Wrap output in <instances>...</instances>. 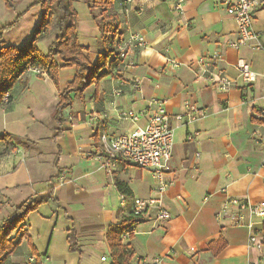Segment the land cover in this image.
Returning a JSON list of instances; mask_svg holds the SVG:
<instances>
[{
  "label": "crops",
  "instance_id": "1",
  "mask_svg": "<svg viewBox=\"0 0 264 264\" xmlns=\"http://www.w3.org/2000/svg\"><path fill=\"white\" fill-rule=\"evenodd\" d=\"M258 1L253 23L257 39L236 50L230 46L238 38L236 21L218 0H186L181 14L174 11L172 0L127 4L117 0L122 40L138 32L150 45L131 50L112 75L86 90L84 98L74 96L73 107L65 113L63 134L56 139L55 107L60 92L74 79L75 68L60 71V90L50 79L33 73L22 78L10 102L0 108V134L24 142L2 154L7 145L0 141V227L17 207L52 187L54 197L25 223L29 236L20 248L29 253L28 262H35L29 241L42 264H87L101 251L111 254L109 227L132 214L134 198H157L172 220L157 222L154 211L141 218L133 237L125 242L132 245L130 264H152L144 262L152 257L160 264H264V246L261 251L248 247L252 233L264 243V222L251 231L216 217L231 198L264 207V124L254 117L257 109L264 108V0ZM97 37L96 59L105 50L98 33ZM212 57H221L212 76L227 75L232 81L227 88L201 70L199 59ZM166 58L177 65L168 64ZM240 60L258 75L255 83L242 80L236 68ZM135 82L140 90L134 89ZM47 92L54 101L48 112L43 106ZM154 98L165 102L175 129L171 171L165 179L169 186L160 194L154 192L157 180L152 173L126 163H119L111 173L105 158H98L100 133L118 136L145 126L146 117L136 124L122 113L146 111ZM189 106L206 116L178 122L176 116L185 114ZM116 181L124 183L131 195L122 193ZM251 219L246 213V222ZM73 227L82 254L70 251L68 232ZM220 238L227 246L213 256L209 245ZM23 258L21 252L15 253L6 264H27ZM108 259L101 257L103 263Z\"/></svg>",
  "mask_w": 264,
  "mask_h": 264
},
{
  "label": "trees",
  "instance_id": "2",
  "mask_svg": "<svg viewBox=\"0 0 264 264\" xmlns=\"http://www.w3.org/2000/svg\"><path fill=\"white\" fill-rule=\"evenodd\" d=\"M8 9H15L13 0H4ZM35 5H40L43 13L41 23L33 30L32 37L23 46L7 45L2 43L0 48V108L7 105L12 97L15 87L22 78L30 71H39V78L45 76L50 79L55 87L60 90V71L65 68H75L74 79L67 84L59 94L58 103L54 111V121L58 133L54 139L62 136V125L65 120V112L74 105V96L84 98L86 90L92 85H97L102 79L112 75L113 69L123 63L120 59L117 46L122 41L121 22L117 10V0H89V8L92 18L100 33V45L105 49L99 53L95 62L91 61L89 48L79 42L77 12L73 7V0H40ZM96 9L101 14L95 13ZM62 14V16L59 15ZM17 23L6 25L0 29V42L4 34L11 30ZM57 34L50 44L47 54H44L39 44ZM113 58L110 62L109 59ZM45 75V76H44ZM255 120V119H254ZM98 138V136H97ZM0 141L5 142L7 147L2 154H8L15 149V145L24 144L23 140L8 133L0 134ZM117 188L125 195L131 192L124 183L116 181ZM53 187L45 194L37 195L29 202L17 207L13 215L5 220L0 227V264H6L8 259L20 248L24 237L29 235L24 232L28 216L37 209L53 200ZM140 218L130 214L122 217L119 225H111L108 229L107 238L111 251V264H130L133 258L131 229L141 223ZM70 251L81 253L78 234L75 227L68 232ZM128 234L129 239H124ZM33 264H42L33 243L29 241ZM227 246L223 238L209 245V251L213 256L219 255ZM82 254V253H81Z\"/></svg>",
  "mask_w": 264,
  "mask_h": 264
},
{
  "label": "built area",
  "instance_id": "3",
  "mask_svg": "<svg viewBox=\"0 0 264 264\" xmlns=\"http://www.w3.org/2000/svg\"><path fill=\"white\" fill-rule=\"evenodd\" d=\"M124 3H131L133 0H123ZM174 11L178 14L183 12V6L186 0H172ZM223 5L229 16L237 24L238 38L230 43L231 48L240 49L251 43L257 36L253 30L254 15L260 7L258 0H218ZM150 43L141 33L133 32L126 40H122L118 46V54L122 61H126L131 50L146 49ZM167 53L170 49H167ZM221 57H212L210 59L201 58L198 63L203 73L208 74L209 78L221 87L227 88L232 81L224 73H219L217 77L213 75V69L216 63L220 62ZM173 65H177L175 60H171ZM242 80L251 85L258 79V75L253 72L249 65L240 60L236 66ZM38 72V71H37ZM212 77V78H211ZM135 90H140V83L133 84ZM120 91V90H119ZM205 112L197 109L195 106H189L183 115L176 116L178 122H194L203 119ZM122 117L133 123H139L142 118H147L145 126H139L133 132H126L118 136L110 135L107 132L100 133L99 146L100 154L98 158L104 159V164L112 173L119 163H126L139 168L140 170L152 173L157 184L154 188L156 193H164L169 186L165 180L171 171V162L174 153L175 129L171 124V115L167 110L164 101L152 99L146 111L135 113L126 111ZM254 117L261 124H264V108L257 109ZM72 121L73 118L70 117ZM150 211L156 213V221L166 223L172 220V214L168 211L157 198H134L132 215L136 218H143ZM246 213L250 214L251 220L246 222ZM220 221H229L231 225L237 227H246L251 231L255 230L256 225L264 222V207L260 204H253L245 199H229L218 211L216 215ZM136 228L131 229L133 234ZM124 239L128 240L129 235L125 234ZM264 246L263 241L258 234L252 233L249 239L248 247L261 251ZM105 260V258H103ZM32 262V261H31ZM146 263L160 264V259L152 257L144 260Z\"/></svg>",
  "mask_w": 264,
  "mask_h": 264
},
{
  "label": "rangeland",
  "instance_id": "4",
  "mask_svg": "<svg viewBox=\"0 0 264 264\" xmlns=\"http://www.w3.org/2000/svg\"><path fill=\"white\" fill-rule=\"evenodd\" d=\"M16 3V8L13 9H8L6 6V3L4 0H0V29L5 27L6 25H10L13 23H17L11 30H8L2 39V42H0V48L2 43L5 44V46L9 45H15V46H23L32 37V32L33 30L41 23L42 20V13L43 10L40 5H35V3H38L40 0H13ZM89 0H73V7L74 10L77 12V18H78V35H79V42L80 44H84L89 48L88 56L92 61H95V56L96 51L94 49V42L96 43L98 40V36H100V33L98 31V27L96 26L92 14L90 12L89 8ZM95 13L97 15L101 14L100 9H96ZM60 16H62L61 13H59ZM56 34L54 33L53 35L50 36L44 43L41 45V51L42 49L46 48L49 44L53 42V40L56 38ZM91 45V46H89ZM83 46V45H82ZM169 46H166L165 50L169 49ZM171 49V48H170ZM43 52V51H42ZM48 50L44 53L47 54ZM171 52V50H170ZM169 52V53H170ZM167 63L171 64L170 59L171 58H166ZM29 73H33L36 77L39 76V71L37 72L36 70L31 71ZM47 78V77H44ZM35 92V91H34ZM33 92V94H34ZM47 99L44 103V107L46 108V111L53 109L54 107V101H53V96L47 92L46 93ZM36 98V97H34ZM33 99V98H31ZM77 100L75 103L77 104ZM28 101V100H26ZM66 113V112H65ZM51 116V115H50ZM44 119H47L46 117L43 116ZM46 132H49V128L45 127ZM27 250H24L25 253H22V249L19 248L17 250V253L21 252V255L23 254V259L24 261H27L29 253H26ZM106 255L109 257L108 262L103 263L101 261V257ZM111 255L108 253H105L104 251L100 252L97 258H91L87 259V264H111ZM22 262L21 264H23ZM30 264H33L34 262H31L29 259ZM27 263V264H28ZM26 264V263H24Z\"/></svg>",
  "mask_w": 264,
  "mask_h": 264
}]
</instances>
